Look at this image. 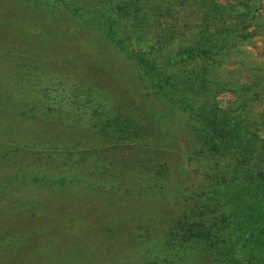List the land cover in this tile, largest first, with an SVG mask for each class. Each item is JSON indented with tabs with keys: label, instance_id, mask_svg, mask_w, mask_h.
I'll return each mask as SVG.
<instances>
[{
	"label": "trees",
	"instance_id": "obj_1",
	"mask_svg": "<svg viewBox=\"0 0 264 264\" xmlns=\"http://www.w3.org/2000/svg\"><path fill=\"white\" fill-rule=\"evenodd\" d=\"M21 1L40 8L47 18L59 16L54 43L57 40L61 49L95 55L91 60L64 53L57 58L48 54V59L20 54L26 65L18 87H24L29 98L38 94L42 103L47 100L48 108L59 103L60 109L49 111L57 114L58 124H81L89 131L84 144L91 146L88 151L69 147L63 154L52 146L48 159L61 154L67 158L74 176L70 185L83 175L117 171L112 181L102 178L98 184L121 185L128 177L138 198L176 206L159 220L168 221L169 239L162 245L171 258L152 252L137 264H177L176 259L183 264H264V108L255 113L252 97L221 107L216 97L223 83L213 76L214 64L229 49L231 37L241 41L252 35L243 33L245 28L235 33L244 24L238 8L249 6L251 0H0V47H32V40L24 42L23 30L34 35L33 24L17 18L12 9ZM15 18L18 25L12 27ZM41 36L35 38L43 46L46 37ZM104 45L132 64L134 91L149 90L146 110L128 108L124 99H116L107 80L79 74L82 65L92 67ZM15 58L0 51V72L13 76L10 61ZM60 58L66 64L63 78L47 83L39 77L56 70ZM68 79L77 96L70 103L78 106L65 117L61 106L68 97L53 94L65 90ZM78 96L83 97L81 103ZM0 107L7 109L2 101ZM175 118L186 128H167ZM176 132L186 133L182 137L188 148L182 153L193 162L185 173L192 180L188 184H170L174 166L169 151H160L157 144L166 133Z\"/></svg>",
	"mask_w": 264,
	"mask_h": 264
},
{
	"label": "rangeland",
	"instance_id": "obj_2",
	"mask_svg": "<svg viewBox=\"0 0 264 264\" xmlns=\"http://www.w3.org/2000/svg\"><path fill=\"white\" fill-rule=\"evenodd\" d=\"M22 2L12 5L14 13L23 22L30 21L33 31L40 33L34 31L33 35L23 30L27 37L23 38L24 42L32 40V47L23 48L24 44L15 49L0 47L3 54L16 57L10 61L13 76L6 75L7 71L0 72V101L7 105V109L0 107V264H137L152 252L171 258L162 245L169 239L166 236L168 221L164 218L159 221L171 209H176L171 201L162 205L156 199L138 198L131 186L133 179L128 177L121 185L113 183L111 187L110 184L101 187L98 184L102 178L112 181L117 171H110L107 176L78 174L82 177L77 183H68L74 176L67 158L63 159L62 155L69 147L88 151L91 146L84 144H88L89 131L80 128L81 124L76 128L58 124L57 114L49 111L60 109L56 106L59 103L52 102L48 108L47 100L42 103L36 97L38 94L29 98L25 88L18 87L20 70L26 65V58L20 54L34 53L36 59H48V54L57 58L58 53H64L79 58L88 56L91 60L95 55L85 50L61 49L57 40L54 43L61 26L59 16L47 18L41 15L40 8ZM247 3L249 6L238 8L241 10L238 18L244 24L235 33L245 28L243 33L252 35L241 41L231 37L229 49H225L218 64H214L213 76L223 83L216 97L221 107L252 97L256 113L264 108V0ZM17 18L12 27L18 25ZM41 35L46 37L43 46L35 38H42ZM23 39L20 40L23 42ZM102 47L104 50L100 49V56L92 67L82 65L83 71L79 74L107 80L116 99H124L128 108L132 105L134 110H146L151 94L148 89L134 91L136 73L132 64L117 50L107 45ZM54 67L56 70L51 69L39 77L48 83V79L66 73V64L61 58ZM70 85L68 79L66 89L53 94L56 98L68 97L61 106L65 117L75 107L70 100L77 97ZM80 97L81 103L83 97ZM92 98L99 100L96 96ZM180 121L181 118L172 119L167 128L171 126L174 131L182 126L186 128L185 122ZM184 134L166 133L161 138L162 143H157L160 151H169L168 158L174 166L170 184L180 180L187 184L192 182L185 174L193 168V162L182 153L188 148ZM101 145L98 142V146ZM105 145L115 147L113 143ZM52 146L57 147V153H63L57 159H48ZM102 173L106 174H99ZM176 262L183 264L178 259Z\"/></svg>",
	"mask_w": 264,
	"mask_h": 264
}]
</instances>
